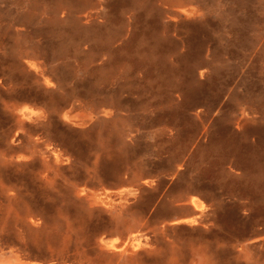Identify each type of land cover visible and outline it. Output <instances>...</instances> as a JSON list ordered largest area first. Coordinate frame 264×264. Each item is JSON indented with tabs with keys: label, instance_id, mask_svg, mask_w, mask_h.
Here are the masks:
<instances>
[{
	"label": "rangeland",
	"instance_id": "obj_1",
	"mask_svg": "<svg viewBox=\"0 0 264 264\" xmlns=\"http://www.w3.org/2000/svg\"><path fill=\"white\" fill-rule=\"evenodd\" d=\"M0 264H264V0H0Z\"/></svg>",
	"mask_w": 264,
	"mask_h": 264
},
{
	"label": "bare ground",
	"instance_id": "obj_2",
	"mask_svg": "<svg viewBox=\"0 0 264 264\" xmlns=\"http://www.w3.org/2000/svg\"><path fill=\"white\" fill-rule=\"evenodd\" d=\"M192 8V7H191ZM191 8H184V9H182L181 11H182V13L184 12V13H186V15L187 14H193V9H191ZM188 16V15H187ZM35 63H31V66L32 67H35ZM202 76V75H201ZM46 82H47V84L48 83H50L48 80H46ZM22 113V115L24 116V115H26L27 116V114H30V112H28L27 113V111L25 112V111H23V112H21ZM25 117V116H24ZM84 122V121H83ZM83 124V123H82ZM190 203L193 205V208H195V209H200V207L202 206V204H201V202L199 201V199H197V198H194V197H192L191 199H190ZM202 208H203V206H202ZM196 221V220H195ZM138 240L137 241H132L131 243H130V246L132 247V246H134V245H138Z\"/></svg>",
	"mask_w": 264,
	"mask_h": 264
}]
</instances>
